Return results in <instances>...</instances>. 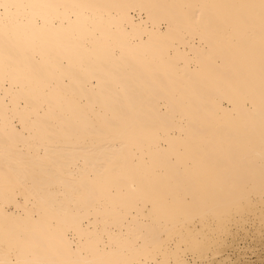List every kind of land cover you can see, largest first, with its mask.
<instances>
[{
	"label": "bare ground",
	"instance_id": "bare-ground-1",
	"mask_svg": "<svg viewBox=\"0 0 264 264\" xmlns=\"http://www.w3.org/2000/svg\"><path fill=\"white\" fill-rule=\"evenodd\" d=\"M248 240L264 0H0V264H264Z\"/></svg>",
	"mask_w": 264,
	"mask_h": 264
},
{
	"label": "rangeland",
	"instance_id": "rangeland-1",
	"mask_svg": "<svg viewBox=\"0 0 264 264\" xmlns=\"http://www.w3.org/2000/svg\"><path fill=\"white\" fill-rule=\"evenodd\" d=\"M249 242H252L250 244L251 248H249L247 250L246 256L249 257L250 260H255L256 256H258V254H264V245L262 243L256 242V241H251V240ZM262 262H264V259ZM257 263H261V262L257 261Z\"/></svg>",
	"mask_w": 264,
	"mask_h": 264
}]
</instances>
